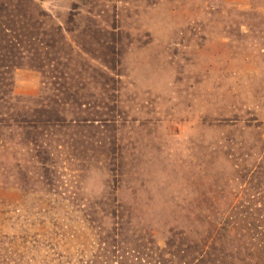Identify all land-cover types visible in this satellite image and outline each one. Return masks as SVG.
Returning a JSON list of instances; mask_svg holds the SVG:
<instances>
[{"label":"rangeland","instance_id":"374dc122","mask_svg":"<svg viewBox=\"0 0 264 264\" xmlns=\"http://www.w3.org/2000/svg\"><path fill=\"white\" fill-rule=\"evenodd\" d=\"M222 225L264 264V0H0V251Z\"/></svg>","mask_w":264,"mask_h":264},{"label":"trees","instance_id":"16d2710c","mask_svg":"<svg viewBox=\"0 0 264 264\" xmlns=\"http://www.w3.org/2000/svg\"><path fill=\"white\" fill-rule=\"evenodd\" d=\"M221 229H224L225 232L229 231L225 240L221 239L223 237ZM213 230L204 239L196 242L190 241L184 235V231L171 232L163 247L159 246L152 236H141L140 241H138L135 235L127 238L121 231L104 237L99 235L96 236V240L100 242L97 248L95 246L91 248L85 246L84 249L82 247L78 252L64 250V254H60L62 256L61 261L54 264H73L70 260H83V255L88 254L87 251H96L90 255L98 261V264H231L230 259L228 260L227 257L231 256L230 245H232V242L236 241L238 245L244 244L250 250H253V243L250 241L252 235L248 237L240 233L241 230L239 229L235 233H231L230 229L225 228L223 225L220 226V229ZM64 238L65 235L60 239L63 240ZM74 239L71 237L67 242H72ZM1 250L0 264H31V261L36 262L32 258L33 256L28 257L27 260L24 253L7 251L4 248ZM57 255L59 258V254ZM40 259L42 264L53 263L45 261V254ZM80 263L88 264L86 260Z\"/></svg>","mask_w":264,"mask_h":264}]
</instances>
